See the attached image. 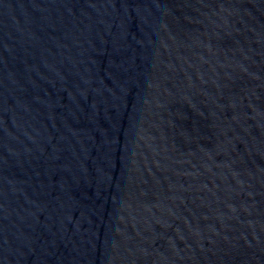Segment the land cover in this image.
Masks as SVG:
<instances>
[{
	"label": "water",
	"instance_id": "obj_1",
	"mask_svg": "<svg viewBox=\"0 0 264 264\" xmlns=\"http://www.w3.org/2000/svg\"><path fill=\"white\" fill-rule=\"evenodd\" d=\"M0 264H264V0H0Z\"/></svg>",
	"mask_w": 264,
	"mask_h": 264
}]
</instances>
